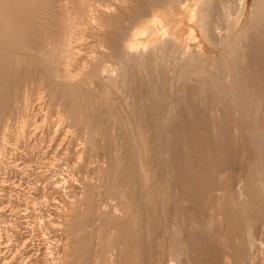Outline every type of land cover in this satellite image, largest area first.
<instances>
[{"label": "rangeland", "instance_id": "1", "mask_svg": "<svg viewBox=\"0 0 264 264\" xmlns=\"http://www.w3.org/2000/svg\"><path fill=\"white\" fill-rule=\"evenodd\" d=\"M89 1L101 2L102 6L113 4L119 7L124 0ZM250 1L252 4L255 3L254 9L264 10V7L262 10L257 7L262 5L264 0H256L257 4L255 0H247L248 7ZM24 3L18 4L21 12L15 15L9 14L12 10L10 4L3 6L4 2L1 3L0 19L1 16L6 15L4 21L8 24L15 21L19 23V27L26 28L30 11L27 1ZM77 4L78 0H65L64 9L55 8L50 10L51 12H47L43 6L38 8L39 24L33 27L37 32L33 40L38 42L40 39L41 45L44 46L48 39V50L58 51V53H50L53 60H58L52 65L53 60L49 62L51 73L27 65L26 62L31 57L24 53L22 55L25 59L22 61L24 63L13 69L10 78V73L5 77L3 75L4 79L0 83V264H68L71 260L75 261L74 264H81L79 255L83 253L96 260L94 264H144V257L149 253L150 263L153 264L262 263L260 236L255 238L251 253L246 257L235 255L237 258H244L242 262L237 258L235 261L233 255L242 247L241 242L245 240L246 233L240 228L233 230L231 224L223 227L220 222H213L202 230L196 227L189 229L188 236L183 240L190 243V254L189 249L184 250L180 243L177 245L176 242H172L155 227L159 218L186 220V214L183 215L186 207L177 204L172 189L171 164L173 163L175 172L176 170L179 172L180 167L187 168L191 157L189 138L193 133L197 136L198 152L202 151V145L205 144L202 124L205 120L206 103L216 101L217 98L223 100L219 90L222 92L225 85L224 78L228 74L231 76H229L230 80H239L244 86L247 81L253 90L263 91L264 68L256 70L253 65L251 72L244 71L239 57L236 54H229L228 48L224 50L225 44L222 45L212 39H208L206 43L204 41L203 48L210 52L214 60L207 63L203 69L207 82L205 81L201 89L205 94L199 95L198 98L204 97L205 101H200L199 105H194L192 108L187 106L181 108L183 119L174 129V134L169 135L166 124L155 122L154 115L161 112L168 114L172 111L168 101L173 98L174 91L180 90L181 93H175L178 94L176 97L180 98V102L187 103L195 99L201 91L200 88L192 91L194 82L187 80L190 78L193 80L194 77L189 75L181 77L182 74L178 73L180 70L169 72L167 66H162L163 77L159 71L155 72L157 76L155 79L160 82L157 84L156 81L155 86L153 79L149 80L144 70L133 65L126 67L129 70L125 69L126 77L129 76L125 80V85L121 83L115 87L86 85L84 82L72 85L51 81L53 75L60 74L64 70L75 76L81 69L82 63L87 60L99 57L97 62L100 63L101 60L102 64L110 69H113L116 63L115 59L106 54L105 49H100L95 35H88L78 44H72V47H75V55L69 61L62 60L59 50L63 45L67 41L71 42L73 38L83 37L86 33V26L82 22V14ZM229 13L231 20L234 21L235 11L230 9ZM223 16V9L218 5L211 13V24L220 26ZM126 17L128 14H125ZM5 29L6 23L0 22V35L4 36ZM247 29L251 31L250 36L257 37L253 39L263 38L258 43L264 50V29L258 28L252 20L248 21ZM194 32L196 37L198 33L196 30ZM26 39L24 42L30 41L32 35ZM14 40L7 42L0 39L2 45L0 48L3 52H11L13 44L18 42ZM214 62L215 66L212 67ZM223 63L228 66H222ZM0 66L7 69V65L3 62L2 64L0 62ZM175 72L181 77V79L178 77L181 82H178L177 76L171 77ZM157 74H160V78ZM187 77L189 78L186 79ZM149 83L154 88L158 87L151 99L152 102H157L153 107L147 101L145 109L140 111L138 100L148 95L150 89H146V85ZM131 88H135L136 92L131 93ZM82 94L96 102L94 104L96 111L117 123L119 128L125 129L119 131L120 135L108 134L103 139H95L94 153L89 152V144L81 154L73 150L76 146L78 150H82L80 148L82 128L79 124H74L75 118L68 119L67 113L74 114L77 121L84 117ZM160 100L167 101L168 104L159 106ZM24 104L27 106L26 115L21 110ZM247 128L244 130L248 133L251 129ZM247 133L240 142V148L236 150L230 172L226 171L223 163L227 158L226 155L219 153L217 158H212L211 161L217 162L213 164V168L215 170L216 167L218 168L219 175L217 177L204 175L205 179H212L213 184L217 185L229 174H239L247 170L246 164L250 161L251 155ZM170 151L175 154V159H171L167 154ZM201 162H203L202 157L197 160V167L204 174L205 166H202ZM180 169V172L184 173L182 168ZM124 171L125 177L128 171H133L134 180V192L130 199L125 200V205L128 206V213L125 215L120 212L118 199L109 196L110 188L106 181L112 178L116 191L121 190ZM85 182L87 186L84 185ZM87 192L88 195L85 196ZM107 208L114 217L106 218L109 214ZM202 208L204 212L205 209H211L204 213L206 216L217 211L213 206ZM236 210L230 208L232 213ZM219 218L225 221L224 216ZM228 218L237 217L229 215ZM72 223H75V233L69 235L66 228ZM124 223L125 238L128 239L124 251L126 254L119 255L120 247L110 245L107 254L102 255L101 249L104 243L110 244L117 234L115 227ZM145 230L148 231L147 234L144 233ZM184 230L187 231L185 228ZM75 246L77 249H74ZM173 252L178 253L180 259L177 255L173 256Z\"/></svg>", "mask_w": 264, "mask_h": 264}, {"label": "bare ground", "instance_id": "2", "mask_svg": "<svg viewBox=\"0 0 264 264\" xmlns=\"http://www.w3.org/2000/svg\"><path fill=\"white\" fill-rule=\"evenodd\" d=\"M6 1L7 2H5V0H0V7L3 2V6L10 4L12 10L9 14L11 15L20 13L21 11L18 7L20 5L19 3L23 4L27 1L30 17L27 22L28 25L25 28L23 26L19 27V23L15 21L8 24L4 21L6 15L5 17L1 16L0 22L3 24L6 23V29L4 30V36L0 35V39L7 42L15 39L18 42L13 44L10 50L11 52L9 53L3 52L0 48V62L1 64L3 62L7 65V69H3V67L0 66V83H2L4 79L3 75L5 77V75L8 76V73H10V78L11 74L14 72L13 69L24 63L22 62L25 60L22 58L24 53L31 57L28 62H26L27 65L41 68V71L50 74L49 62L54 59L50 53H58V51L48 50V39L45 41L44 46L41 45L40 39L38 42H36L35 39L33 40L37 33L33 27L35 28V26L39 24L37 20L38 8L40 6H43L47 12H51L50 10L55 8L62 10L65 6V0ZM182 1L124 0L121 4L122 6L116 7L113 6V4L102 6L101 2L92 3L89 0H78L77 6L80 7L79 12L82 14L81 19L86 26V33L83 37L73 38L71 42L67 41L63 45L59 50L62 60L69 61L75 55V47H72V44H78V42L87 38L88 35H95L100 49H105L106 54L115 59L116 63L113 69H110L108 67L106 68L101 60L100 63L97 62L100 59L99 57L97 59L87 60L82 63L81 69H79L75 76L70 74L67 70H64L60 74L53 75L52 79L50 78L51 81L53 83L60 82L72 85H74V83L80 84V82H84L86 85L95 84L99 86L115 87L121 83L125 85V80L129 77H126L125 69L127 66L133 65L144 70L146 77H149V80L153 79V85L155 86L156 81L157 84L160 83L156 80L157 76L155 72L159 71L160 74H162V66H167L166 68L169 72L180 70L178 73L182 74L181 77H183V75L193 76V80L190 78L187 81L191 80L194 82L192 86V91H194L196 88L201 89L205 81L207 82L206 76L203 75V69L207 63L214 61L213 58H211V54H209L210 52L208 53L206 49L203 48L208 39H212L222 45L225 44L226 47L224 46V50L228 48L227 50H230L229 54H236L239 57L240 64L244 71L251 72L253 65H255L256 70L264 68V50L260 48L258 43L260 40H263V38L258 37V39H253L257 37L252 34V36H250L251 31L249 32L247 29V23L248 21L250 22V20H252V22L255 21L258 28L264 29V10L259 11L260 9H254L255 6L253 4L255 3L253 2L252 4L251 1L248 7V5H246V3H248L247 0H231V2H229L230 0ZM218 5L223 9L224 14L220 26L211 24L210 19L211 13L214 12ZM257 7H260L262 10L264 2L260 6L257 5ZM3 8L6 10L5 7ZM230 9L235 11L236 17L234 16V21L230 18ZM125 14H128V17L125 18ZM195 30L196 33H198L196 37L193 34ZM221 32H223V34ZM29 35H32V39L24 42ZM56 62H58L57 59L53 60L51 65ZM217 63L218 62H216V64ZM223 64L222 66L224 67L228 66V64ZM213 66H215V62L212 67ZM127 69L129 70V68ZM128 73L131 72L128 71ZM176 74L177 72H175V75H170L172 77L177 76ZM159 75L158 78H160ZM229 76L228 74L224 78L225 85L223 86L222 92L219 90V94L223 97V100L217 98L216 101L206 103L205 120L202 124L205 144L202 145V151H200V153L198 152L197 136L193 133L189 138V149L191 153L190 162H188L187 168L186 166H184L185 168L180 167L184 173L180 172V168H178L179 172H177V170L175 172L173 168L174 165L173 163L171 164L172 189L174 190L177 204L181 207H186L185 213L183 214H186V220L184 218H173L171 220L162 218L160 220L159 218L155 228H158L160 233L168 239H171L172 242H176L177 245L180 243L179 245L184 247V250L189 249L190 254V243L188 244V242L183 240L184 237L188 236L189 229L196 227L202 230L206 225L213 222H220L223 227L226 226V224H231L233 230L235 228H240L246 233L245 240L241 242L242 247L237 249L238 252H235L233 255L235 261L237 258L236 256L240 255L246 257V255H249L253 250L252 246L255 243V238L260 236V250L263 253L260 259L261 261L263 259V261L262 263L251 262V264H264V90H253L251 84L247 83V81L245 83L246 86H244L239 80H230L231 76ZM178 77L179 76H177V79ZM181 77H179V79H181ZM173 78L175 79V77ZM188 78L189 77L186 79ZM179 79L178 82H181ZM153 85L150 83L147 84L146 89H150V91L147 92L148 95L140 97L138 100V109L140 111L145 109L147 101L150 106L155 107L154 104L157 101L152 102L151 99H153L156 88L158 87L156 86V88H154ZM130 92L135 93V88H131ZM174 92L179 93L180 90ZM175 93L173 94V98L168 101L172 111L169 110L170 112L168 111V114L161 112L154 115L155 122L159 124L164 122L166 124V130L169 135L171 133L174 134V129L183 119L182 117L184 115L182 116V113H180L181 108L184 106L192 108L194 105H199L200 101H205L204 97L198 98L199 95L205 94L203 89H201L195 99L188 101V103L186 101L180 102V98H177L178 94ZM174 96L177 97L175 98ZM81 99L85 107L84 117L80 119V121H77L76 116H73L74 114L67 113L68 119L75 118L74 121L72 120L74 124H79L82 128L80 130L82 135L80 137L82 138L80 148H82V150H78L77 146L73 150L77 154H81L84 152V149H86V145L89 144V152L94 153L96 151L94 146L95 139H103L108 134L114 136L120 135V132L124 128H119L117 123L112 122L107 117L105 118L98 110L96 111L94 106L96 102L94 103L91 97L82 94ZM168 103L167 101L165 102L163 100V102H161L160 100V104H158L163 107ZM21 110L23 114H27V106L25 104ZM247 127L251 129L248 130V133L244 130V128L246 129ZM246 133L248 134L251 146L250 161L246 164L247 170H239L241 171L239 173L240 175L229 174L222 183L217 185L213 184L212 179H205L206 175H215L216 177L219 175L218 168L216 167V170L213 168V164H217V162H211L212 158H217L219 153L226 155L227 158L223 163L226 167V171L230 172L236 150H238V147L240 148V142ZM167 154L171 159H175V154L171 151ZM198 157H202L203 162L201 163L202 166H205L204 174L203 171L197 167ZM185 172H187V174ZM232 173L234 172L232 171ZM126 174L127 176L125 177L124 171L123 184L121 185L122 189L119 191H116L114 188L115 186L112 178L110 179L107 177L109 179L106 180L110 188L109 196H115L118 199V206L121 208L120 212L123 215L128 213V206L125 205V200L130 199L134 192L133 171H128ZM84 185L87 186V183L85 182ZM84 195L87 196L88 192ZM85 199L87 200V197H85ZM208 206L215 207L217 211L206 216L204 213L211 210L205 209ZM202 207H204L205 212ZM231 207L237 209L235 211L236 215L230 211ZM106 211L109 213L106 218L114 217V214L109 208H107ZM229 215H233L237 218H228ZM220 216H224L225 218L223 219L225 221L221 220L219 218ZM232 223L235 226H232ZM170 225H172V227H170ZM74 226L75 223L67 225L66 230L69 231V235L75 233ZM184 228L187 229V231H185ZM115 229L117 234L111 240L112 242L110 244L104 243L103 249H101L102 255L107 254L110 245H113V247L116 245L118 248L120 247L119 255L125 253L124 251L128 244V239L126 240L125 238V223L116 226ZM144 233L147 234L148 231L145 230ZM75 248L77 249L76 246L74 249ZM177 254L178 253H174L173 256ZM177 258H179L178 255ZM177 258L175 260H177ZM144 259V264H153L150 263V253L146 254ZM237 259H239L240 262L244 260V258ZM95 261L96 260L88 257L87 253L79 255V262H82L81 264H94ZM74 263L75 261L71 260V263L68 264Z\"/></svg>", "mask_w": 264, "mask_h": 264}]
</instances>
